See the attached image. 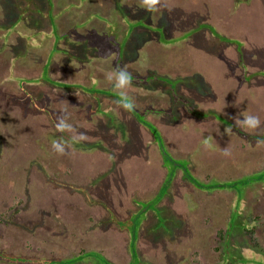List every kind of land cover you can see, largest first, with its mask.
Instances as JSON below:
<instances>
[{"label":"rangeland","instance_id":"374dc122","mask_svg":"<svg viewBox=\"0 0 264 264\" xmlns=\"http://www.w3.org/2000/svg\"><path fill=\"white\" fill-rule=\"evenodd\" d=\"M123 2L138 15L145 10L141 0ZM157 8L149 22L154 17L155 32L173 37L148 45V61L139 57L127 71L180 80L175 97L169 87L162 95L163 86L148 91L137 82L125 92L141 113L151 107L146 120L158 142L113 98L101 97L98 108L80 91L55 94V120L72 125L58 132L16 101L23 94L9 79L12 53L2 43L9 28L0 30V215L21 207L0 216V264H264V144H257L264 139V0H158ZM62 15L65 31L69 13ZM78 35L64 50L82 53ZM45 57L22 58L16 74L38 76ZM107 59H71V68L57 64L52 76L86 87L99 81L100 90L118 94ZM246 115L259 117L258 129L239 127ZM61 136L71 146L58 155L51 142ZM73 136L83 139L72 144ZM115 221L138 236L137 254Z\"/></svg>","mask_w":264,"mask_h":264},{"label":"trees","instance_id":"16d2710c","mask_svg":"<svg viewBox=\"0 0 264 264\" xmlns=\"http://www.w3.org/2000/svg\"><path fill=\"white\" fill-rule=\"evenodd\" d=\"M58 2L61 8L57 7L56 0H0V8L3 12L0 30L9 28V31L5 30V33L3 32V48L8 49V52L11 51L12 53L9 59V79L16 82L19 91L23 94V97L17 98L16 101H23L28 110L34 109L36 112L46 115L51 120L54 129H56L55 125L57 123L55 115L57 113L61 115V112H55V106L60 100V97H55V94L64 93L62 95L71 96L80 91L82 95L92 97L95 101L94 106L98 108L100 107L101 97L113 98L117 102L120 100L118 94L108 90H100L97 86L99 81H95L91 87L57 81L52 76V70L55 65L60 63L68 65L70 63L71 68L73 62H71V59L74 62L92 65L93 61L96 62L99 59L103 60L108 57L109 60H107L112 64L113 70L117 65L127 70L129 62H135L139 57L143 59V62L148 59L145 52L148 45L154 42L160 44L159 38L167 45L170 37H173L171 30H164L163 28L160 30L159 36L154 30V17L152 18L153 22L150 21L154 25H151L148 20V11L142 9V12L138 15L137 10L139 7L127 5L123 0H110L112 5L109 8L102 5V0H76L72 3L70 0H58ZM64 13H69L65 31L63 30L64 26H62L63 23L58 20ZM168 23L171 24L170 21ZM83 29H87V35H78V30ZM10 35L13 36L12 38L16 41V44L13 45L11 42L12 38L9 39ZM73 35L80 37L79 44L81 42L82 49H84L78 55L73 49H70V52L64 50V46H70L68 41ZM187 36L185 34L183 37L174 38L173 40L176 39V42L183 41L188 38ZM73 44L76 45L77 43ZM18 49L20 53L17 52ZM37 52H44L46 55L40 74L36 77H20V75H17L16 73H18V69L23 63L22 58L27 59L30 55L35 57ZM96 53L101 55L98 56ZM184 55L185 52L181 51L177 55L176 60L182 59ZM159 57L162 61L168 62V60L162 58L163 54ZM107 60L104 62H107ZM170 61L172 63V60ZM129 70L133 78L132 82H137L138 85H136L138 87L151 91L155 86L160 85L165 88V90L161 91L162 95L169 93V87L172 97H175L176 83H179L180 80H171L153 70L148 71L149 73L145 77H141L139 73L137 74L131 69ZM36 88L41 92H43L42 88L47 89V91L38 93ZM127 112H130L129 114L137 124L152 134L154 141L158 142V139H162L157 129L146 120V116L152 112L151 107L145 113H141V108L138 106L131 111L127 110ZM107 115L110 119L114 118L110 114ZM114 123L111 122V125L113 126ZM117 123L119 124L116 125L118 129L113 127L118 131L123 130L122 132L124 133L126 130L122 122L117 121ZM168 178L169 176L167 175V181ZM50 180L52 181V179ZM63 186L68 189L71 188L72 191L77 190L73 186L64 184ZM200 189H204V187ZM84 190L80 189L79 191L83 193ZM20 210L21 207L19 208L15 204L7 213L1 215L7 216L6 218L9 219L11 214H15ZM115 222L119 223L118 227L121 230L127 231L129 234V248L131 246L134 255L137 254L138 236L134 237L135 234L122 227V224L127 223V221ZM222 234L223 232H219L221 237H223ZM103 263L109 264L106 260H103Z\"/></svg>","mask_w":264,"mask_h":264},{"label":"clouds","instance_id":"9594fccd","mask_svg":"<svg viewBox=\"0 0 264 264\" xmlns=\"http://www.w3.org/2000/svg\"><path fill=\"white\" fill-rule=\"evenodd\" d=\"M142 7L145 8L148 12L158 11L157 4L158 0H141ZM109 80L114 81V89L118 92L121 107L126 110H133L135 105L133 101L127 96L125 89H127L132 83L131 74L125 69L117 65L113 72L108 77ZM239 127L246 131H255L259 128L261 121L259 117L255 115H246L243 119L238 122ZM55 128L58 132L64 133L66 131H72V125L69 124L65 119H60ZM231 127H225V133L228 134L231 131ZM83 139L82 136H73L71 137V143L74 144L79 140ZM207 143V141H205ZM257 144H264V139L257 140ZM71 146L70 142L65 140L63 136L53 139L51 142V148L58 155H63L66 151V148ZM225 154H227L225 150Z\"/></svg>","mask_w":264,"mask_h":264}]
</instances>
